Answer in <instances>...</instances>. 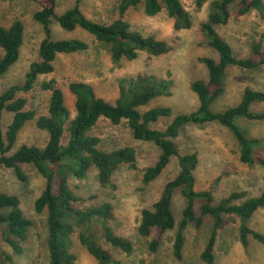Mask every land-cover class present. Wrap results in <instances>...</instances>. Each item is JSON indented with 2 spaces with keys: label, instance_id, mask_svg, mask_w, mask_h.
<instances>
[{
  "label": "trees",
  "instance_id": "obj_1",
  "mask_svg": "<svg viewBox=\"0 0 264 264\" xmlns=\"http://www.w3.org/2000/svg\"><path fill=\"white\" fill-rule=\"evenodd\" d=\"M4 1V0H0ZM38 5L34 18L44 25L46 37L39 49L40 60L31 64L23 84H14L0 94V120L4 111L13 113L6 136L0 131V166L11 169L21 181L27 180L25 167L36 168L45 178L46 185L34 202L37 212L47 213L46 248L48 264H75L77 256L71 250L73 236L77 238L88 252L96 259V264H118L109 249L98 241L95 226L99 223L105 237L115 248L131 253L134 250L132 239L114 231L109 220L114 218L113 206L105 202L98 206H83L86 198L78 195L70 186L72 178L86 179L89 171L95 169L98 182L105 186L115 170L122 163L135 164L136 151L127 146L112 151L99 147L100 137L91 134V130L102 119H109L114 124L126 120L135 138L151 141L158 145L161 153L154 165L149 166L143 180L149 183L157 178L169 165L172 157L179 160V172L171 178L161 190L160 196L149 208L141 211L138 233L150 236L157 232L149 242V248L155 252L164 233L176 228L173 243V255L183 258L185 230L190 224L198 229L203 227L207 218L212 219L209 237L200 258L212 264L216 258V245L226 217L239 220L238 236L244 246L251 239L264 246V233L253 228L250 219L264 208V189L260 194L243 200L245 191L234 190L219 202L210 190H196L195 169L198 166L196 152L181 154L175 139L186 124H206L218 122L234 133L239 145V158L248 165H263L264 153L261 145L264 138L248 137L235 122L239 116L253 120H264V111L253 112V103L264 102V90L246 87L240 101L221 111H215L213 102L225 91V78L230 67L253 69L264 65V46L260 41H253L250 56L238 57L231 44L222 37L217 27L227 24L231 19L239 20L251 10L256 9L264 17L263 0H213L207 20L202 22L204 40L218 54V58L203 56L201 62L207 68L208 76L193 82L192 89L198 94L199 106L196 110L180 113L164 128H152L151 123L173 115L171 107L157 106L142 112L141 107L154 98L167 95L171 82L157 76L138 75L119 84V96L111 102L100 96L94 86L83 81L71 82L69 92L74 97V115L66 102L63 89L55 78L45 80L41 87L49 96L47 112L39 115L36 125L47 132L44 146L22 144L12 151L19 133L26 124L36 118L37 112L29 108V98L18 95L20 91H30L39 76L52 73L54 62L60 54L86 51L89 44L79 38H52L51 24L57 20L68 31L81 28L104 45L114 62L121 59L133 60L140 53L161 56L170 51L168 42L154 35L145 36L138 30L131 29L124 18L132 9L143 4L144 12L154 16L166 11L174 19L176 30L190 28L192 20L182 0H120L119 17L110 23L90 19L77 3L61 15L56 12V0H30ZM201 8L207 0H194ZM237 4L236 9L232 7ZM24 41V24L15 20L11 25H0V76L17 62L20 48ZM66 132L69 139L63 140ZM181 190L186 198L182 218L177 222L172 209L173 196ZM8 209L7 212H4ZM0 225L6 241L14 248L17 255L23 253V244L28 239L33 222L27 218L21 208L20 197L16 194L0 192ZM11 259L0 247V264L2 257Z\"/></svg>",
  "mask_w": 264,
  "mask_h": 264
},
{
  "label": "rangeland",
  "instance_id": "obj_2",
  "mask_svg": "<svg viewBox=\"0 0 264 264\" xmlns=\"http://www.w3.org/2000/svg\"><path fill=\"white\" fill-rule=\"evenodd\" d=\"M120 0H56V12L61 15L77 3L83 12L92 20L110 23L119 17ZM213 0L197 8L194 0H182L188 10L192 25L190 28L176 30L174 19L166 11L154 16L144 12L143 4L132 8L124 17L131 29L138 30L145 36L154 35L168 42L170 51L161 56H151L142 52L136 59H121L114 62L111 54L104 45L99 43L87 31L76 28L68 31L63 29L57 20L51 24L52 38H79L89 44V49L82 52L60 54L54 62L52 73L41 75L30 91H20L18 95L29 98V108L37 112L36 118L26 124L19 133L12 151L22 144L44 146L47 132L36 125L39 115L47 112L49 96L42 89L41 83L55 78L63 89L67 105L74 115V97L69 92L71 82L83 81L94 86L96 92L105 99L115 102L119 96V84L122 80H130L138 75L153 74L158 78L171 82L169 92L154 98L141 111H147L157 106L171 107L173 115L161 118L151 123L152 128L164 129L180 113L194 111L199 106L198 94L192 89V84L198 79H205L208 71L200 58L210 56L218 58L214 48L204 40L202 22L207 20L210 4ZM264 1V0H263ZM235 4L232 9H236ZM38 5L30 0L0 1V25L9 26L15 20L24 24V41L20 48V56L7 72L0 76V94L14 84H23L31 64L40 60L39 49L46 37L45 27L35 20L34 13ZM219 34L233 47L238 57H248L251 53V43L260 41L264 46V17L256 9L239 20L231 19L227 24L217 27ZM2 50L0 48V57ZM246 87L264 90V65L253 69L230 67L225 78V91L212 104L215 111H221L237 104ZM253 112L264 111L263 103H253ZM13 113L4 111L0 120V131L5 137ZM235 122L248 137L264 138V120L247 119L239 116ZM91 134L100 137L99 147L105 151L117 150L127 146L136 151L134 165L122 163L115 170L111 181L102 186L97 179L95 169L89 171L86 179L72 178L71 188L86 200L83 206H98L105 202L113 206L114 218L109 224L114 231L128 237L134 242L131 253L115 248L107 241L102 226L97 223L95 233L98 241L109 249L118 264H207L200 255L210 234L212 219L209 217L198 229L190 224L185 230V245L183 258L176 259L173 255V243L176 228L168 230L161 238L155 252L149 248V242L157 232L150 236H141L138 225L141 211L149 208L160 196L165 184L179 172V160L172 157L167 168L153 181L143 180L146 169L158 160L161 149L151 141H143L134 137L126 120L114 124L109 119L102 118L91 130ZM69 132H66L63 143L67 144ZM181 154L196 152L198 166L195 169L196 190H210L219 202L234 190L245 191L243 198L255 196L264 189V166L248 165L239 158L238 141L228 127L218 122L206 124H186L175 139ZM264 142V141H263ZM264 153V143L261 145ZM1 155V153H0ZM26 181H21L14 172L0 166V192L16 194L20 197L21 208L25 216L32 220L28 239L23 244V253L17 255L14 248L6 241L0 225V247L11 259L2 257L1 264H48L46 248L47 213L37 212L34 202L46 185V178L34 167H25ZM186 198L181 190H176L173 196L172 209L177 222L182 218ZM5 209L4 212H7ZM253 228L264 233V208L258 210L250 219ZM239 220L226 217L220 230L216 258L212 264H264V246L251 239L244 246L238 236ZM71 250L76 254L75 264H96V259L88 252L77 238L73 236Z\"/></svg>",
  "mask_w": 264,
  "mask_h": 264
}]
</instances>
